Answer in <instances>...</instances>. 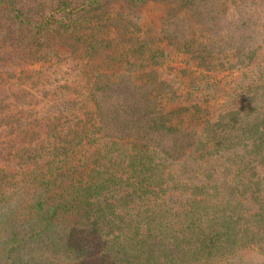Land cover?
Instances as JSON below:
<instances>
[{
    "label": "trees",
    "instance_id": "trees-1",
    "mask_svg": "<svg viewBox=\"0 0 264 264\" xmlns=\"http://www.w3.org/2000/svg\"><path fill=\"white\" fill-rule=\"evenodd\" d=\"M113 1L114 22L134 40L118 58V38L96 24L107 0H0V80L10 72L28 94L53 102L21 126L6 102L12 82L0 93V209L29 187L42 190L0 222V264H264V0ZM217 1L242 7L226 17L230 50L240 51L238 32L256 31L240 75L217 90L227 104L197 98L218 85L211 75L188 82L186 108L165 110L171 84L151 65L175 35L135 36L130 13L153 3L175 27L177 10L194 9L199 20ZM194 50L191 58L208 64L211 48ZM124 64L113 80L110 70ZM73 99L79 111L68 107ZM31 156L42 163L27 165ZM215 157L222 162L210 168Z\"/></svg>",
    "mask_w": 264,
    "mask_h": 264
},
{
    "label": "rangeland",
    "instance_id": "rangeland-1",
    "mask_svg": "<svg viewBox=\"0 0 264 264\" xmlns=\"http://www.w3.org/2000/svg\"><path fill=\"white\" fill-rule=\"evenodd\" d=\"M119 3L120 2H115L113 0H107L102 12L100 13V15H98L96 22L97 27H102L106 36L109 35L110 37H112V39L118 38L120 50L118 53L113 54V57L115 58H118L120 53L127 52L128 49L132 47L131 41H134L131 39L128 40V38L133 35L130 32L131 28H125L124 25L116 24L114 22L113 17L116 15V12H118L120 8ZM209 7H212V10L203 8L199 20H194L196 16L194 15V9L191 10L192 15H190L189 11L186 13L185 9L177 10L178 22L175 27L174 25L167 24V22L164 21L163 17L166 13L163 11V8H159V6L153 3L150 5H142L136 10L135 13H130V20L137 24L136 27L140 29V31L136 33L135 36H146V33H149L151 35L153 33L157 34L158 36H162L163 34L171 36L172 33H174L175 35L174 44L172 45V47L167 49V55L157 58V62L151 65V67H153L155 71L159 73V77L164 82H168L171 84V88H167L165 85V89L168 93L163 98V102L166 105L165 110L173 111L177 108L181 109V107L186 108L191 103L189 101L191 93L190 90L188 91V82L191 79H196L204 84H207L209 83V77L211 75L218 79V85L214 87V90H212L210 86H205L204 92L206 94L203 95V93L200 91L197 94V98L203 99L212 95L214 104H217L215 106L216 109H218L221 104H227V102H225V93L223 91L217 90L222 89V87L225 88L224 84H230L235 76L240 75L241 70H239L240 65L238 63L247 60L244 56V53H246V48L244 47V45L246 44L248 47H254L255 45L254 36L256 35V31L244 30L237 33L238 35H240L237 44L242 43V45H240L239 47L240 51L236 52L235 49L230 50L229 48L231 42L230 40H228V35L226 32L227 27L229 26L226 17L234 19L237 13L235 9L242 8L239 2L237 4H233L232 2L222 1V3H220L217 1L213 4V6L209 5ZM240 11L242 10L240 9L239 12ZM127 12H130L129 9L127 10ZM185 15L188 17V22L186 24V27H183L181 26V21L183 20ZM210 15L212 17L214 15V19H210ZM195 38H197L198 40V43L196 44L194 40ZM160 39V43L165 45V39ZM201 42H203L204 45L211 48L212 50L211 53L213 55L208 59V64H205L202 58H191V52L194 53V49ZM179 48L182 49V52H178ZM116 49L117 47L114 48L113 46H111L107 48V51L109 54H112L114 51H116ZM138 64L139 63H137L136 65ZM8 66L9 65H7V67ZM113 66L114 62L111 64V67ZM126 67L127 64H124V67L121 70L111 69L110 74L112 75V79L115 81L119 80L122 73H125L124 70L126 69ZM245 70L247 71V68H245ZM9 76L10 72L2 75L4 81L0 80V93H8L7 87L9 86V84L6 81L12 82L10 89H12L14 97L8 98L6 102L10 105H13L14 113L16 114L15 118L16 121H18L17 124L21 126H29V122L33 124L37 121V118H44L46 116L44 115V113L47 109V106H49L53 102H48L46 96H43L35 90L33 91L34 95L28 94L22 86H19L18 83L13 80V78L9 79ZM182 83L184 92L180 90V86ZM16 107L17 109L15 110ZM68 107H72V111H79L76 99H73ZM89 108L90 110H94L96 108L94 100L90 102ZM167 118L171 119L169 115H167ZM13 131H15V133L11 132L7 134L6 137L8 140L15 137L14 135L17 133V126L13 128ZM184 136H186L187 143L188 141H192L191 139H188L191 138L189 135ZM2 137H0V140L2 139ZM182 141H185V139ZM187 149L188 151H190L188 147ZM199 150V152L201 153L203 148L199 147ZM124 152L125 151L122 149L118 153L119 160L122 159L121 157L123 156ZM209 162L210 168L211 166L218 168L222 160L215 157L212 158V160H210ZM33 163H42V159H35L33 156L27 159V165H33ZM200 164L202 169H207L208 164H206L205 161L204 163L201 162ZM224 164L226 165V162ZM41 192L42 190H35L33 189V187H29L27 191H25L20 197L14 199L8 206L1 207L0 222L3 221L6 216L10 215L13 211L22 209L23 207L31 204L37 197H39ZM243 203L247 204L249 203V201H243ZM243 253L247 254L244 259L250 258V260L252 261L258 260L260 258V255H258L256 252L243 251Z\"/></svg>",
    "mask_w": 264,
    "mask_h": 264
}]
</instances>
